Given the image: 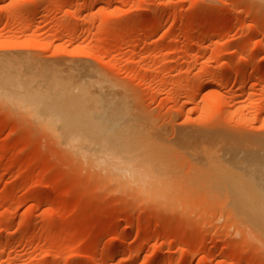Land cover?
Listing matches in <instances>:
<instances>
[{"label":"rangeland","instance_id":"rangeland-1","mask_svg":"<svg viewBox=\"0 0 264 264\" xmlns=\"http://www.w3.org/2000/svg\"><path fill=\"white\" fill-rule=\"evenodd\" d=\"M0 264H264V0H0Z\"/></svg>","mask_w":264,"mask_h":264},{"label":"bare ground","instance_id":"bare-ground-1","mask_svg":"<svg viewBox=\"0 0 264 264\" xmlns=\"http://www.w3.org/2000/svg\"><path fill=\"white\" fill-rule=\"evenodd\" d=\"M159 19L158 24H160ZM182 20H185V18H182ZM211 31L213 32V29H211ZM211 31L209 29L207 32L205 31V33H202L199 37L206 38ZM259 50L260 51H257V55L262 53V49ZM249 65L250 64H248L247 67H249ZM168 87V84L165 85L164 90H167ZM59 139L66 144L67 141L74 142V144L77 145L74 146V154L80 156L82 159H85L109 176L129 177L138 172L142 173L139 165V157L141 155L136 152V149L131 144H129V141L123 140L116 142L113 140L112 132L109 130L104 132L100 131L78 134L76 136L63 133L59 136ZM157 262L158 259L155 263Z\"/></svg>","mask_w":264,"mask_h":264}]
</instances>
